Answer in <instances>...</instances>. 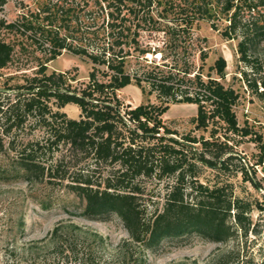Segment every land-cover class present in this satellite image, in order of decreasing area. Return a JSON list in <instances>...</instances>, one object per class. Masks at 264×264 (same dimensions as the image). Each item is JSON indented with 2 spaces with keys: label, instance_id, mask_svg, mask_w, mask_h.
I'll return each instance as SVG.
<instances>
[{
  "label": "trees",
  "instance_id": "obj_1",
  "mask_svg": "<svg viewBox=\"0 0 264 264\" xmlns=\"http://www.w3.org/2000/svg\"><path fill=\"white\" fill-rule=\"evenodd\" d=\"M6 1L0 0V6ZM85 1L83 7L73 0L44 2L38 12L22 14L12 22L1 19V28L18 39L25 36L48 57L33 74L9 75L0 86V154L8 148L15 150V167L29 180L42 181L46 174L61 182L68 180L67 188L85 201L86 218L105 220L118 215L131 241L121 245L116 264H145L146 250L187 234L198 233L215 242H228L249 232L264 236V222L257 229L252 219L254 207L264 213V199L253 203L239 197L234 184L224 179L213 184L200 180L202 168L208 167L218 174L241 173L243 180L260 187L254 165L248 168L241 157L230 153L229 137L221 140L217 136V126L222 123L228 133H251L247 126L239 125L234 110L239 93L218 79L225 76L227 60L219 56L210 67L216 76L206 78L187 61L181 66L178 59L172 65L149 63L146 55L153 53L152 47L141 42L143 32H165L177 46V35L190 34L196 19L210 20L219 13L228 21L223 36L239 37L240 60L255 66L251 48L264 40V0H196L193 12L182 8L180 16L164 24L161 18L175 12L168 0ZM163 4L155 17V7ZM81 12L86 20H81ZM15 44L0 37V70L14 60ZM25 47L23 44L22 49ZM63 50L92 63L86 83L75 85L76 78L68 71L48 72L46 63ZM134 55L150 67L130 73L127 65ZM201 57L205 60L207 52ZM247 80L258 95L264 94L256 81ZM132 82L143 88L148 85V92L157 93L162 103L124 108L118 91ZM185 102L197 105L193 121L197 129L212 127L209 137L186 134L178 139L173 136L176 131L165 125L162 116L170 103ZM69 103L79 106L80 118L60 111ZM32 121L47 130V144L69 145L74 154L90 158L94 168L71 171L64 158L41 162L36 157L37 150L45 146L41 140L17 141L19 130ZM261 148L263 153L264 146ZM234 159L239 160L235 168ZM100 166L106 169L100 172L102 181L95 178ZM145 178L173 179L161 204L143 184ZM58 231L56 227L54 235ZM231 255V251L223 254L217 264ZM81 258L82 264H100L92 252Z\"/></svg>",
  "mask_w": 264,
  "mask_h": 264
},
{
  "label": "rangeland",
  "instance_id": "obj_2",
  "mask_svg": "<svg viewBox=\"0 0 264 264\" xmlns=\"http://www.w3.org/2000/svg\"><path fill=\"white\" fill-rule=\"evenodd\" d=\"M50 1L56 0H7L0 6V21L4 19L6 22H12L22 14L38 12L44 2ZM168 1L174 5L175 12H169L168 18H161L163 24L180 16L182 8H188L190 12L196 9V0ZM75 2H79L80 7L86 5L85 0H73V3ZM163 8L164 4L155 7V17ZM80 15L81 20H86L87 16L82 12ZM227 23L225 17L218 13L217 17L210 20L196 19L190 34L177 35V46L165 32H143L141 42L144 46L152 47L153 53L146 55L149 63L167 62L172 65L178 59L181 66L187 61L194 71H202L206 78L208 74L216 76L210 67L219 56L225 57V76L218 79L239 93L234 110L239 125L247 126L251 133L247 136L228 133L222 123L217 126V136L221 140L229 137L232 147L230 153L241 157L240 160L248 164V168L254 165L255 177L260 187L256 188L250 181L243 180L241 173L218 174L216 170L208 167L202 168L200 180L209 184L219 179L230 181L234 184L236 195L256 203L264 199V152L262 153L261 148L264 146V94L258 95L251 89L247 78L252 82L256 81L258 90L264 91V40L251 48L252 63L255 66L248 65L240 60V38L228 39L222 34ZM0 37L16 43L14 60L8 67L0 70L3 73V76H0V86L9 75L33 74L39 63L46 61L48 57L45 50L37 49L25 36L18 39L7 29L0 27ZM23 44L25 49H22ZM203 52L208 55L205 60L201 57ZM134 54L137 55L136 52ZM135 55L128 61L127 70L130 73H141L150 67ZM46 64L48 72L68 71L71 77L76 78L73 82L75 85L86 83L93 67L88 59L68 50H63L57 58L49 60ZM244 72L247 73V78ZM15 81L13 80V83ZM148 91V85L143 88L132 82L119 90L118 96L124 108L142 103H162L157 93L150 94ZM56 109L54 106V110ZM60 111L70 118H80L81 110L74 103L67 104ZM196 114L197 105L194 103H170L162 119L167 127L176 131L173 136L178 139H182L186 134L209 137L212 127L207 131L197 129L193 121ZM17 135L19 144L21 141L37 139L45 144L44 148L36 152V157L43 163L49 164L64 158L71 171L94 168L90 158L83 154H74L69 145L63 142L59 145L47 144V130L35 121L19 130ZM261 155L263 161L259 162ZM16 156L17 152L10 148L0 154V264H64L66 261L69 264H82L81 257L86 252H92L100 264H116L121 245L125 241H131L122 219L116 214L105 217V220L86 218L83 216L85 201L67 188L68 180L61 182L47 174L42 181L29 180L15 167ZM236 165H239L238 159H234L232 167L235 168ZM103 168L100 166L95 172L98 181H102L100 172L106 170ZM252 172L250 169V174H253ZM142 180L148 192L154 195L153 199L160 200V204L167 184L173 181L172 178ZM252 219L253 226L261 229L264 213L254 207ZM56 227H59V231L54 235ZM71 246L79 255L71 251ZM229 251L232 252L231 257L224 259L220 264H264V236L249 232L248 236L228 242H215L198 233L187 234L166 239L154 249L146 250L145 264H217V259Z\"/></svg>",
  "mask_w": 264,
  "mask_h": 264
}]
</instances>
